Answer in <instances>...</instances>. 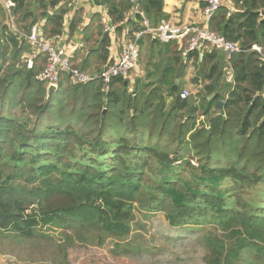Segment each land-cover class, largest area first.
<instances>
[{"label":"trees","instance_id":"1","mask_svg":"<svg viewBox=\"0 0 264 264\" xmlns=\"http://www.w3.org/2000/svg\"><path fill=\"white\" fill-rule=\"evenodd\" d=\"M71 1L36 0L30 8L32 0H14L11 15L25 32L40 24L52 39L64 32ZM93 1L107 9L117 37L144 29L131 0ZM227 1L237 11L222 4L208 25L244 50L228 60L233 79L226 92L216 88L226 66L218 51L184 60L185 41L151 35L140 41L146 68L132 92L124 77L104 90L102 81L79 86L63 76L48 96L38 80L46 60L32 69L13 63L0 74V233L36 239L42 225L125 240L137 207L163 212L173 228L213 223L227 233L229 243L206 233V264H264V0ZM163 8L164 0H140L155 28L167 18ZM0 11L10 24L2 4ZM101 18L96 14L90 26L99 28V40L90 32L84 43L95 41L91 48L108 67L112 40ZM80 22L73 19L71 32ZM11 42L21 45L20 59L25 42ZM190 62L209 82L200 102L180 97L178 75ZM219 101L224 106L216 110Z\"/></svg>","mask_w":264,"mask_h":264},{"label":"rangeland","instance_id":"2","mask_svg":"<svg viewBox=\"0 0 264 264\" xmlns=\"http://www.w3.org/2000/svg\"><path fill=\"white\" fill-rule=\"evenodd\" d=\"M35 1L32 0L30 8L36 7ZM14 22L20 28L19 30L16 26L19 31L27 33L22 30L21 24H18L16 19ZM5 32H9L7 20L0 11V74L2 75L6 74L13 63L19 67L25 60L22 56L20 59L15 58L17 47L3 43ZM16 36L21 40L17 34ZM1 42L7 47L2 46ZM141 61L140 68L145 70L147 60L141 57ZM222 61L226 66L216 88L226 92L227 86L230 85L227 78L232 75L233 79V72L228 67L226 57ZM190 64L185 76L178 75V78L182 79V90L190 92L189 99L200 102V96H205L204 86L206 87L209 82L204 80L203 71L195 69L192 63ZM135 74L132 72V76L135 77ZM202 120L204 118L200 117L198 125ZM133 214L132 232L125 240L109 236L101 241L102 235L96 232L71 235L70 230L42 225L34 230L37 231L36 239L21 237L12 231H3L0 233V264H206L205 235L209 230L219 238L230 242L224 238L227 233L222 232V229L213 223L181 229L173 228L161 211L146 214L136 207ZM252 257V255L248 256V258Z\"/></svg>","mask_w":264,"mask_h":264},{"label":"built area","instance_id":"3","mask_svg":"<svg viewBox=\"0 0 264 264\" xmlns=\"http://www.w3.org/2000/svg\"><path fill=\"white\" fill-rule=\"evenodd\" d=\"M133 3L132 14H139L143 20L144 29L135 32L130 36L129 30L126 31V39H123L119 45L118 55L108 67L98 74L93 75L81 71L73 66L70 56L66 50L60 47L53 39L43 37L39 25H34L29 33H24L16 29L14 25V18L11 15L12 9L15 7L14 0H0L9 17L12 27L18 38L27 41L35 56H43L46 60L44 70L39 74L38 80L49 86H57L62 80L63 76L68 77V81L73 85H89L91 83L102 81L103 88L106 90L115 78L129 77L130 73L138 66L140 58V41L146 36H156L161 42L169 43L170 41H185L186 48L182 53L184 60H187L193 52H204L205 50L218 51L226 54L228 58L235 54L244 52L238 43L232 42L218 32L209 29L210 20L220 10L222 0H208L207 7L204 9V15L207 19V27L201 28L199 26L181 25L174 26L166 20H162L160 25L155 28L151 26L146 15L140 11V0H131ZM101 25L104 32L110 36H116V27L108 14L101 18ZM253 50L263 55L261 47L255 45ZM264 57V55H263ZM24 63L27 64L28 69L34 67V60L32 57H26ZM181 99L186 100L190 97V92L184 90L180 94Z\"/></svg>","mask_w":264,"mask_h":264},{"label":"crops","instance_id":"4","mask_svg":"<svg viewBox=\"0 0 264 264\" xmlns=\"http://www.w3.org/2000/svg\"><path fill=\"white\" fill-rule=\"evenodd\" d=\"M205 0H164V8L163 12L167 15V18L164 19L168 21L170 24L174 26H181V25H192V26H199L201 28L207 27V19L204 15V7L202 3ZM222 4H226L227 7L230 9L231 12H236V7L231 1L222 0ZM71 7H73L69 13L65 17V28L62 35H59L55 38H52L60 47L64 48L67 54L70 56L72 64L78 68L82 69L85 68L83 72L98 75L100 72L97 71L100 65H102V59L99 58V53L92 50L93 43H84V35L85 33L93 32L95 40H99L97 32H99V28L95 29L90 27L92 25V21L95 19L96 14H101V17L108 14L107 9L103 6H97L94 4L93 0H72ZM74 18H79L81 20L80 24L78 25L77 29L71 32V25ZM15 21V20H14ZM9 22V21H8ZM7 22V23H8ZM10 29L9 32H5V40L3 43L6 45L14 44L11 42V38L16 37V33L12 27V24L8 23ZM15 27L17 24H15ZM36 25V24H35ZM39 25L40 29L42 30V26ZM43 25V24H42ZM18 27V26H17ZM16 27V29H18ZM20 30V28H19ZM105 34V32H104ZM8 36V37H6ZM158 38L156 36H152V39ZM112 44L109 48V61L113 62L116 56L118 55L119 45L122 42L123 38L111 35ZM25 42V52L22 54V58L26 59V57H32L34 60V64L42 63L43 66L45 65V58L43 56H35V53L29 46L27 41L21 40V44ZM2 44V42H1ZM5 48L7 46L3 45ZM98 44L96 45V49L98 48ZM149 48V43L145 41L144 50ZM18 50L21 49V45L18 46ZM205 52L211 53L212 50H205ZM219 52V56L221 58H225L228 61L229 58L226 54ZM203 56V55H201ZM191 63V62H190ZM26 67L27 64L25 63ZM191 65V64H190ZM106 65L100 66L102 69L105 68ZM140 63L138 62V66L132 72H135V77L132 76V72L130 73L128 79L130 81L129 90L130 92L134 91L135 84L137 80L142 79L145 70L140 68ZM101 69V70H102ZM82 71V70H81ZM99 72V73H98ZM68 80V79H67ZM228 82L232 84V75L227 78ZM182 79H179V82ZM178 80L177 83L179 84ZM67 83V81H66Z\"/></svg>","mask_w":264,"mask_h":264},{"label":"water","instance_id":"5","mask_svg":"<svg viewBox=\"0 0 264 264\" xmlns=\"http://www.w3.org/2000/svg\"><path fill=\"white\" fill-rule=\"evenodd\" d=\"M260 14L264 17V11L260 12ZM179 82V80H178ZM58 90L57 86H49L48 88V96H50L53 92H56ZM215 95H212L209 100H212L214 98ZM224 106V102L223 101H219L217 106H216V110H221Z\"/></svg>","mask_w":264,"mask_h":264}]
</instances>
